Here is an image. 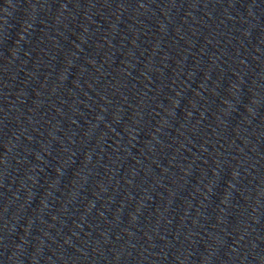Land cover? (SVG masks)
<instances>
[{
  "label": "water",
  "instance_id": "1",
  "mask_svg": "<svg viewBox=\"0 0 264 264\" xmlns=\"http://www.w3.org/2000/svg\"><path fill=\"white\" fill-rule=\"evenodd\" d=\"M0 264H264V0H0Z\"/></svg>",
  "mask_w": 264,
  "mask_h": 264
}]
</instances>
